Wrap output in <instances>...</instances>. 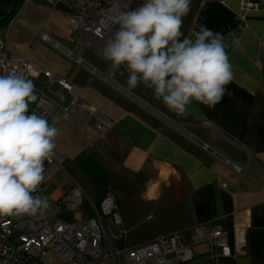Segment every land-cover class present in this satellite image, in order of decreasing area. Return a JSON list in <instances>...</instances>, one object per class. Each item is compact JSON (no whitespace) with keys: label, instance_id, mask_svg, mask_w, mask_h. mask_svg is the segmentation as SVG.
I'll use <instances>...</instances> for the list:
<instances>
[{"label":"crops","instance_id":"obj_1","mask_svg":"<svg viewBox=\"0 0 264 264\" xmlns=\"http://www.w3.org/2000/svg\"><path fill=\"white\" fill-rule=\"evenodd\" d=\"M11 1L0 0V14ZM206 1L190 0L181 28L185 36L203 26L197 14ZM217 1L238 20L222 34L233 80L215 107L193 101L183 117L155 99L151 89H129L124 67L114 69L103 57L112 37L87 48L78 31L80 40L46 32L50 41H45L38 33L44 47L37 53L32 49L37 67L70 78L74 85L71 93L55 87L54 97L67 103L77 95L111 123L100 135L92 118L55 122L53 157L61 168L49 174L43 191L49 207L42 217L88 219L91 202L97 205L109 191L121 223L114 225L108 217L103 223L116 248L174 233L188 241L190 228L200 224L220 226L232 246L234 227L240 225L244 253L219 256L215 264H264V0ZM247 3L253 5L245 8ZM30 54L25 58L32 60ZM75 184L86 195L70 209L61 199ZM52 208H57L54 215ZM206 249L195 246L194 261L203 260Z\"/></svg>","mask_w":264,"mask_h":264},{"label":"clouds","instance_id":"obj_2","mask_svg":"<svg viewBox=\"0 0 264 264\" xmlns=\"http://www.w3.org/2000/svg\"><path fill=\"white\" fill-rule=\"evenodd\" d=\"M189 12L190 0H144L106 22L118 27L103 49L114 69L127 71L129 89H151L181 117L189 115L193 101L215 107L233 80L221 33L206 26L187 36L181 31ZM37 100L33 80L22 73L0 75V217L42 216L49 207L35 193L45 180V161L54 155L58 129L29 113Z\"/></svg>","mask_w":264,"mask_h":264},{"label":"built area","instance_id":"obj_3","mask_svg":"<svg viewBox=\"0 0 264 264\" xmlns=\"http://www.w3.org/2000/svg\"><path fill=\"white\" fill-rule=\"evenodd\" d=\"M32 0H25L31 3ZM144 0H44L50 10L58 11L71 30L83 35L87 48L94 40H103L113 36L118 27L106 26L110 18L119 12L135 9ZM253 5L247 3V6ZM61 8V9H60ZM60 9V10H59ZM16 18V17H15ZM13 18L12 21L15 19ZM40 37L50 41L46 32ZM264 50V36L261 39ZM70 54L69 52H67ZM80 63V59H76ZM23 74L33 80L38 100L34 110L49 122L80 119L94 120V127L100 135L105 134L111 123L96 107L77 95H72L67 103H61L54 96V88L71 93L74 85L70 78L54 71L41 69L23 56L9 52L6 40L0 39V75ZM83 97V95H82ZM61 168L54 157L45 161V180L37 193L49 202L43 192L51 170ZM240 165L233 169L240 170ZM84 190L75 186L62 197V202L74 209L80 202ZM53 215L57 208H52ZM92 217L75 221H63L54 216L50 219L37 216L0 217V264H215L219 256L240 255L244 253V227L237 225L233 230V244L230 246L224 230L214 224H200L189 230L188 241L179 233L157 235L151 240L121 248H114L106 236L103 219L108 217L111 223L118 225L121 218L112 194L108 191L95 205L91 202ZM206 245L205 257L194 261V247Z\"/></svg>","mask_w":264,"mask_h":264},{"label":"rangeland","instance_id":"obj_4","mask_svg":"<svg viewBox=\"0 0 264 264\" xmlns=\"http://www.w3.org/2000/svg\"><path fill=\"white\" fill-rule=\"evenodd\" d=\"M13 4L14 1H11L9 4L3 6L4 10L0 14V19L12 10ZM44 6V0L43 4L42 0H32L28 4L25 3V0L22 3L19 2L14 9L11 19L5 20V23L1 24L0 37L6 40L10 52L23 55L24 57L32 53V49L36 53L40 52L44 47L38 35L40 31L47 32L51 37L53 36L52 33L55 32L70 40H80L79 34L71 30L70 26L64 22L63 17ZM13 18L15 19L12 21ZM35 54H30L33 58L29 60L37 66L39 65V61L37 62ZM31 112H35L34 103L29 105V113ZM49 123L57 125V123ZM108 239L112 241V246L116 248L115 240L111 234H108Z\"/></svg>","mask_w":264,"mask_h":264},{"label":"trees","instance_id":"obj_5","mask_svg":"<svg viewBox=\"0 0 264 264\" xmlns=\"http://www.w3.org/2000/svg\"><path fill=\"white\" fill-rule=\"evenodd\" d=\"M12 1H14L12 10L0 19V26L1 24L5 23V20L11 19L17 4L19 2L22 3L24 0ZM197 19L203 26H206L213 32H219L221 34L227 32L238 22L234 13L228 10L223 4H221L217 0H207L198 11Z\"/></svg>","mask_w":264,"mask_h":264},{"label":"water","instance_id":"obj_6","mask_svg":"<svg viewBox=\"0 0 264 264\" xmlns=\"http://www.w3.org/2000/svg\"><path fill=\"white\" fill-rule=\"evenodd\" d=\"M74 57L76 58L77 56L74 54Z\"/></svg>","mask_w":264,"mask_h":264}]
</instances>
